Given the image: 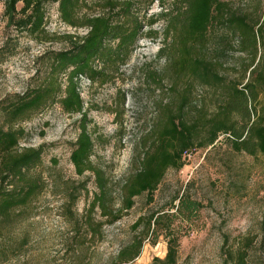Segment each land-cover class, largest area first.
<instances>
[{"label": "rangeland", "instance_id": "rangeland-1", "mask_svg": "<svg viewBox=\"0 0 264 264\" xmlns=\"http://www.w3.org/2000/svg\"><path fill=\"white\" fill-rule=\"evenodd\" d=\"M134 1L143 22L171 9L174 2ZM250 2L234 0L233 6L246 8ZM88 3L90 7L82 12L102 11L99 0ZM47 9V29L56 36L50 42H40L9 25L0 2V125L3 105L43 79L45 53L68 47L62 35L86 32L65 24L57 3H49ZM166 25L160 20L144 27L130 58L113 80L101 84L82 77L79 81L95 144L91 161L109 179L116 209L122 204V186L158 120L159 103L169 96L151 79V72H161L167 63L157 56L165 45ZM153 31L158 34H150ZM226 35L219 26L213 28L208 50L223 61L224 75L241 80L245 57L226 45ZM249 77L248 72L244 83ZM164 83L166 88L168 82ZM207 91L198 86L196 95L208 97ZM263 107L264 95L257 104L260 113ZM81 118L56 102L17 125L26 132L20 148H43L42 162L32 173L41 176L44 183L38 195L10 220L0 219V264H113L135 235H145L142 227L134 230L133 224L159 210L175 212L178 200L174 197L183 193L201 202L203 208L191 221L181 216L176 219L174 226L181 237L175 264H239L243 252L245 264H264V153L235 151L228 136L220 134L214 145L187 151L182 168H169L152 200L147 193L136 196L132 208L109 223L98 207L92 210L98 193L94 173L87 170L78 174L70 159ZM5 156L0 153V167ZM166 253L163 234L147 235L141 254L129 264H163L160 261Z\"/></svg>", "mask_w": 264, "mask_h": 264}, {"label": "trees", "instance_id": "trees-1", "mask_svg": "<svg viewBox=\"0 0 264 264\" xmlns=\"http://www.w3.org/2000/svg\"><path fill=\"white\" fill-rule=\"evenodd\" d=\"M1 1L8 24L40 42H50L56 36L47 29V5L51 2L57 3L59 17L65 24L86 29L84 34L62 35L60 38L69 45L45 53L46 73L40 83L3 105L0 153L6 156L0 167L2 221L10 220L13 213L36 197L44 183L41 176L32 173L42 162L43 148H20L26 132L17 125L56 102L67 113L82 115L70 159L78 174L87 170L94 173L98 193L92 210L98 207L109 223L118 220L124 210L131 209L136 196L147 193L152 200L169 168H182L187 151L214 145L220 134L228 136L235 151L264 153V107L261 113L257 108L264 95V0H251L246 8L234 7V0H174L171 9L145 22L140 19V8L134 0H99L102 11L94 14L82 12L90 7L88 0ZM160 20H165L167 25L165 45L157 56L165 58L167 63L161 72H151V79L164 92L166 89L169 96L159 103L158 120L122 186V204L116 209L109 179L91 161L95 144L88 130L79 81L82 77L101 84L113 80L130 58L144 27ZM218 26L227 34L226 45L245 57L241 80L224 75L223 61L209 53V37ZM248 72L250 77L244 83ZM164 81L168 82L166 88ZM198 86L207 88L209 96L196 95ZM174 200H178L175 212L159 210L141 216L133 224L134 230L142 227L145 235H135L113 264L133 262L141 254L147 235L152 234L167 238V253L160 262H177L181 233L174 226L176 219L181 216L191 221L203 204L187 193L177 195ZM245 256L246 252L239 254V264H245Z\"/></svg>", "mask_w": 264, "mask_h": 264}]
</instances>
